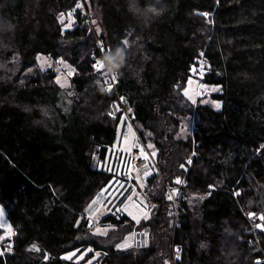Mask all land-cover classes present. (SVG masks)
I'll return each mask as SVG.
<instances>
[{
    "label": "trees",
    "instance_id": "obj_1",
    "mask_svg": "<svg viewBox=\"0 0 264 264\" xmlns=\"http://www.w3.org/2000/svg\"><path fill=\"white\" fill-rule=\"evenodd\" d=\"M97 42L112 50L105 63L157 167L148 217L132 220L119 202L102 231L85 209L116 174L127 121L108 114L115 93L94 65ZM199 59L213 90L193 103L183 91ZM180 179L174 227L165 185ZM0 206L10 224L0 264H85L94 253L98 264H172L173 241L177 264H264V0H0ZM143 229L147 245L118 247Z\"/></svg>",
    "mask_w": 264,
    "mask_h": 264
},
{
    "label": "rangeland",
    "instance_id": "obj_2",
    "mask_svg": "<svg viewBox=\"0 0 264 264\" xmlns=\"http://www.w3.org/2000/svg\"><path fill=\"white\" fill-rule=\"evenodd\" d=\"M84 18H86V21L82 18L84 22L88 23L89 27L95 30L97 34H99L100 27L98 26L97 20L94 17L93 10L92 11L89 10L87 12V16ZM68 19H69L68 20L69 23L73 21V18H71V16H69ZM95 25L97 26L99 30L96 28ZM102 53L103 51L100 53L101 62L103 63V67H104V63L107 57L103 56ZM38 61L42 68H46L52 65V60L49 57H46V55H42V54L39 55ZM97 61H100V60L97 59L94 62L95 66H96ZM208 68H209V65L205 62V60H202V59H199L197 64L192 66L191 68V73L195 77L192 76L193 78L189 79L187 86L183 92L184 94L187 93L185 94L186 97L191 98L193 100V103H196V100H195L196 97L201 96L199 94L204 95L213 90L212 86L205 85V82H204L205 77H206L205 75H206ZM98 69L100 68L96 67V70ZM64 70L67 71L66 72L67 74L72 73L71 68H67ZM192 93L195 94L194 98L192 96ZM206 102L214 106L213 102L211 101L209 102V100H207ZM193 117L194 116L192 115V118L190 120V125L188 126V131L189 129L190 131L194 130ZM126 121L127 122L125 126L124 125L121 126L122 125L121 123L119 124L117 128V134H118L117 142L119 145L117 144V142H115V145L113 146L114 151H122V155H123L122 159L125 160L124 162H122L124 163L123 165H125L124 170L127 169L126 160L130 153V149L132 148V144L135 138L134 130H132L133 120L129 121L128 119H126ZM186 131H187V127H184L181 131L180 137H183ZM111 167L113 168V164H111ZM129 171L131 174L134 173V171L131 168L129 169ZM135 181H136L135 184L131 185L128 181L122 179L119 176L118 171H116L115 176L101 189L100 192H98L96 196L92 197L89 200L88 205L85 209V215L88 218L90 224L95 226V229L97 231H102L104 229L103 225L100 226L101 224L100 219L103 216L107 215L108 213L112 212L113 210L115 211L116 207L119 206V202H121V206H119L118 211L125 213L132 220L137 222L143 218L148 217V215L150 214V211H152L153 208L146 201V194L144 190H146L147 188V185H148L147 181L140 179L139 177H137ZM122 196H124L123 200L121 199ZM193 198H196V195L193 196ZM174 220H173V223H174ZM0 228H2L5 231L4 234H7L8 232L6 231H8L10 228L9 221L5 216V211L1 206H0ZM148 238H149V234L144 229L141 231H133L132 233L125 236L124 240L120 243V248L145 246L148 244ZM90 253H91L90 248H86V249H83L79 255H77L76 252H72L68 254L67 257H73V258L75 257V260H83V258L86 257ZM98 255H99L98 253H94V256L86 260L85 264H98V261L96 260Z\"/></svg>",
    "mask_w": 264,
    "mask_h": 264
},
{
    "label": "built area",
    "instance_id": "obj_3",
    "mask_svg": "<svg viewBox=\"0 0 264 264\" xmlns=\"http://www.w3.org/2000/svg\"><path fill=\"white\" fill-rule=\"evenodd\" d=\"M79 7L77 6V12L78 14L86 21L87 12L84 4L79 3ZM97 45L101 49L100 42H97ZM101 61V60H100ZM198 62V61H197ZM197 62L194 63L197 64ZM104 71L101 74V77L106 81L107 85L111 88V90L115 93L114 100L110 103V108L108 111V114L111 118H115L117 116H124L129 121L134 120V113L125 98L121 93L118 92V76L116 73V70L104 63ZM115 77V79H113ZM195 130H191V134ZM125 160L121 159L118 166L117 171L119 176L128 181L131 185L135 184L133 180H135L137 177L140 179H143L148 182V178H150L153 173L157 170L156 165L154 164L151 153L146 147L145 143H143L142 138L139 134H135V138L132 144V148L130 149V153L127 157L126 163H127V169L124 170L125 165H123ZM189 163H191V160H189ZM132 169L134 171L133 174L130 173L129 169ZM166 188V195L175 202V220H174V227L177 225L178 222V212H177V205L179 203V200L183 199L184 197L179 194L181 189L187 188V183L184 181V179H180L179 182L177 181L174 184H167L165 185ZM238 192H235L233 194L234 197ZM1 254V249H0ZM171 255H172V264H177V261L180 256V247L179 245L175 244L174 241L171 245Z\"/></svg>",
    "mask_w": 264,
    "mask_h": 264
},
{
    "label": "snow or ice",
    "instance_id": "obj_4",
    "mask_svg": "<svg viewBox=\"0 0 264 264\" xmlns=\"http://www.w3.org/2000/svg\"><path fill=\"white\" fill-rule=\"evenodd\" d=\"M77 6L79 7V5H77ZM101 51H105V52L111 53L112 50L111 49H104L103 47H101ZM96 67L102 69L103 68V63L101 61H97L96 62ZM113 79H115V77H113ZM185 94H187V93H185ZM217 107H219V105H217ZM250 215H254V214L250 213ZM261 219H264V215H262ZM118 247H120V246H118Z\"/></svg>",
    "mask_w": 264,
    "mask_h": 264
},
{
    "label": "water",
    "instance_id": "obj_5",
    "mask_svg": "<svg viewBox=\"0 0 264 264\" xmlns=\"http://www.w3.org/2000/svg\"><path fill=\"white\" fill-rule=\"evenodd\" d=\"M159 210H160V205L157 204V205L155 206L154 211L151 213V216H152V217L157 216L158 213H159Z\"/></svg>",
    "mask_w": 264,
    "mask_h": 264
},
{
    "label": "clouds",
    "instance_id": "obj_6",
    "mask_svg": "<svg viewBox=\"0 0 264 264\" xmlns=\"http://www.w3.org/2000/svg\"><path fill=\"white\" fill-rule=\"evenodd\" d=\"M161 11H163V9H161Z\"/></svg>",
    "mask_w": 264,
    "mask_h": 264
}]
</instances>
